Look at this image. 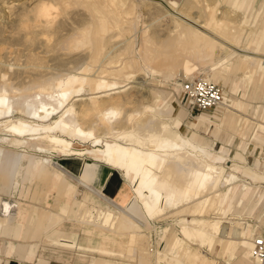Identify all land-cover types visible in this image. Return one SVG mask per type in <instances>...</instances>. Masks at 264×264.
I'll list each match as a JSON object with an SVG mask.
<instances>
[{"label":"bare ground","instance_id":"obj_1","mask_svg":"<svg viewBox=\"0 0 264 264\" xmlns=\"http://www.w3.org/2000/svg\"><path fill=\"white\" fill-rule=\"evenodd\" d=\"M222 1L0 0V51L5 45L19 49L13 56L0 52L1 138L42 153L50 165L56 153L88 151L135 183L126 202L135 199L147 218L159 219L169 210L177 214V231L159 230L165 244L155 263L218 264L215 254L221 258L232 247L228 261L239 243L251 256V244L242 239L243 222L234 220L253 193L249 181L181 146L182 135L161 117L162 92L134 107L123 93L136 73L133 67L143 78L167 69L187 80L216 68L226 72L236 63L247 73L264 69V38L247 51L258 40V27L240 2L224 6ZM142 15L148 24H141ZM12 66L15 76L34 72L31 84H13L6 74ZM59 66L67 68L52 71ZM81 142L90 144L79 148ZM262 169L249 170L254 181L264 180ZM107 206L76 202L74 216L110 230L120 218L133 222L139 264H150L151 221ZM2 210H7L4 203Z\"/></svg>","mask_w":264,"mask_h":264},{"label":"crops","instance_id":"obj_2","mask_svg":"<svg viewBox=\"0 0 264 264\" xmlns=\"http://www.w3.org/2000/svg\"><path fill=\"white\" fill-rule=\"evenodd\" d=\"M226 2L229 6L240 2L250 23L258 27V40L248 48L251 52V47L259 46L260 40L264 38V0L257 7L255 0ZM240 65L234 64L224 74L218 68L214 69L210 79L221 84L222 101L207 109L210 112L203 110L189 119V110L180 103L177 105L178 102L172 104L171 97L166 94L162 103L165 111L162 117L182 135L181 146L192 145L209 161L225 167L243 180L248 179V187L253 189V193L248 205L234 220L243 222L242 239L252 247V236L264 232L261 230L264 223V180L258 182L245 177L244 171H260L264 168L263 157H259L262 149L253 164L247 161L249 144H252L251 154L257 146H264V102L257 103L258 100H264V69L247 73ZM238 71L242 72V76L236 79L234 75ZM240 89L245 101L236 96ZM253 100L257 101L256 105L251 104V114H256L258 120L249 127L244 122L246 116L238 113V110L244 109ZM211 125L210 139L200 134V131L206 132ZM215 140L222 143L219 150L212 146ZM234 142L235 147L239 148L232 151ZM0 143V264H139V241L132 236L137 226L133 222L120 218L115 229L110 230L85 223L74 216L76 202H84L103 209L109 205L110 209L114 207L115 212L125 211L132 218L149 222L135 199L126 202L130 187L122 171L121 174L112 170L117 168L83 155H75L76 160L52 155L50 165L42 153L15 148L1 136ZM106 199L112 203H107ZM3 203L7 206L6 211L2 210ZM250 217L255 220L253 224L249 223ZM247 249V246L239 243L228 261L225 258L232 247L224 252L222 262L216 261L218 264H257L247 254ZM153 252L151 248L148 257L150 264H156V252ZM207 253L214 256L213 252ZM215 256L220 259L218 254Z\"/></svg>","mask_w":264,"mask_h":264},{"label":"rangeland","instance_id":"obj_3","mask_svg":"<svg viewBox=\"0 0 264 264\" xmlns=\"http://www.w3.org/2000/svg\"><path fill=\"white\" fill-rule=\"evenodd\" d=\"M210 1H213V0H210ZM260 1L261 0H255V7H257V5L260 3ZM227 3L226 2V0H224V1H222V5H224L225 6V4ZM167 8H169L167 5H165ZM170 11H173L171 8L169 9ZM244 14H245V12H244ZM245 16L246 17H248L247 16V14H245ZM142 17H144L143 15L141 16V18ZM140 18V19H141ZM147 17L145 16L143 19H146ZM143 19H141V21H142V25L143 24H148V21H147V19L143 22ZM147 21V22H146ZM141 25V26H142ZM149 28V29H148ZM147 29L148 30H150V31H152V29H153V27H152V25H150L149 27H147ZM6 46H8V45H5V47H3V49L0 51V52H6V50H7V52H6V54L7 55H9V56H13L14 54H16V53H18L19 51V49H18V47H16V46H8V47H6ZM5 48H7V49H5ZM239 48H235V50H238ZM248 51V50H247ZM251 51H253V50H251ZM13 52V53H12ZM248 52H250V51H248ZM11 53V54H10ZM13 54V55H12ZM196 62V64L197 63H199L198 61H195ZM16 66H12L10 69H8L7 70V76H9V78H10V81L13 83V84H15V85H19V84H21V85H25V86H27L28 84L30 85L31 84V82L33 81L32 80V78L33 77H31L32 76V74L34 73V72H31V71H29V72H27V73H21V75L20 76H15V69H17V67L15 68ZM62 67V68H61ZM64 69V68H67L66 66L64 67V66H59V67H57L56 69H53L52 71L54 72V71H57L58 69ZM38 71H39V69H38ZM42 71V73L44 72L43 70H41V68H40V72ZM58 71H60V70H58ZM133 71L134 72H136V73H134L135 75H134V77L133 78H131L132 80H130V82H128V87L123 91V93H126V95H127V97H128V99L129 100H132V101H135V102H133L132 104H130V107H134V105L136 104V103H139V102H145V101H147V100H149L152 96H153V94L154 93H159V92H162L163 93V101H164V99H165V96H166V94H167V97H171L170 99V102L172 103V104H174V103H176V102H178V104L177 105H179V103L182 105V106H185L184 105V99H183V97H182V95L180 94V89H179V87H180V82H182V81H184V80H187V79H185V78H183L182 79V77H180L179 75H178V73H179V71H177V73H175L174 75L171 73V71H169V70H167V69H165V70H163V71H156L155 73H154V75H152V76H150V77H144L143 78V76L141 75V73H139L138 71H136V70H134V67H133ZM11 72V73H10ZM140 75H141V77H140ZM211 75H212V73H210V74H207L206 72L204 73V72H199V73H197L196 75H192L191 77H196V76H200L201 78H203V79H209V80H211L210 79V77H211ZM11 76V77H10ZM15 76V77H14ZM29 76V77H28ZM136 76V77H135ZM242 76V72L241 71H238L235 75H234V77L236 78V79H238V78H240ZM12 77L14 78L13 80H12ZM141 78L140 80L141 81H139V78ZM190 77V78H191ZM27 78L29 79V80H31V81H29V80H27ZM146 78V79H145ZM26 79V80H25ZM15 80V81H14ZM145 80V81H144ZM14 81V82H13ZM29 81V82H28ZM212 81H214V80H212ZM22 82V83H21ZM24 82V83H23ZM26 82V83H25ZM139 82V83H138ZM141 82V83H140ZM216 83H218L217 81H215ZM219 85H220V88H221V84L220 83H218ZM121 93H122V91H121ZM122 93V94H123ZM84 94H89V89H85V91H84ZM221 94H222V88H221ZM242 94V90L240 89V91L239 92H237V94H236V96L237 97H239V98H242L244 101H245V97L244 96H242L241 95ZM176 99H177V101H176ZM242 99H240L241 101H243ZM243 101V102H244ZM257 100H253L251 103H249L244 109H239L238 110V113H241V114H243V116H246V120H244V122H246L247 124H248V126L250 127V126H253L254 124H255V122L258 120V116L256 115V114H251V104L253 103V104H255V102H256ZM260 102H264V100L263 99H261V100H258V102L257 103H260ZM132 105V106H131ZM256 105V104H255ZM186 107V106H185ZM177 109H178V106H177ZM188 109V108H187ZM164 110H163V112H162V115H164ZM205 112H210V110H206ZM198 113H201V112H195V113H193V114H191V115H189V119L190 118H192L194 115H196V114H198ZM15 115H17V114H15ZM162 115H161V117H162ZM53 116H55V115H53ZM163 118V117H162ZM165 119V118H164ZM153 121V120H152ZM168 121V120H167ZM151 124H152V122H151ZM173 126V125H172ZM212 129H213V125H211V126H209V129L206 131V132H204V131H200V134L201 135H203V136H205L206 138H211V131H212ZM235 143L236 142H234V144L231 146V150L233 151L235 148H239V147H235ZM87 144H90L89 142H86V143H80V145H79V148H81V147H84V146H86ZM221 141L220 140H215L214 142H213V144H212V146H213V148L215 149V150H219V148L221 147ZM96 146H100V145H96ZM182 146L183 147H185V148H189V147H191L192 149H194V150H198L197 148H195L194 146H188V145H184V144H182ZM93 147V146H92ZM250 149H252V144H249L248 145V150H247V161H248V163L249 164H253L254 163V160H255V158H256V156L257 155H259V153H260V151H261V149L263 150V152L262 153H260V155H259V157L261 158V157H263L262 158V160H264V146L261 148L260 146H257V148L254 150V153H249V151H250ZM47 155V154H46ZM56 156H54V157H57V158H60V159H64V158H67V159H72V160H76V158H75V155H80V154H70V156H62L61 154H55ZM72 155V156H71ZM84 156H87V157H90V158H94V159H97V160H100V159H98L96 156H94L92 153H90V152H88V151H86L84 154H83ZM250 155H253L252 157H250ZM249 157V158H248ZM89 159V158H88ZM101 161V160H100ZM103 162V161H102ZM105 163V162H104ZM107 164V163H106ZM107 165H109V164H107ZM110 166V165H109ZM115 168V167H114ZM112 170H114V171H118V172H120L121 171V169H119V168H117V169H112ZM120 170V171H119ZM223 170L225 171V172H230L229 170H227L226 168H223ZM261 170H263V169H261ZM121 173V172H120ZM244 176L245 177H249V178H252L251 177V172L249 171V169L247 170V169H245V171H244ZM123 177V176H122ZM239 177V176H238ZM239 178H241V177H239ZM242 179V178H241ZM123 180H125L124 178H123ZM127 181V183H128V185H129V187L132 185H134L135 183H131V182H129L128 180H126ZM247 181V180H246ZM263 182V181H262ZM130 188H132V187H130ZM141 208H142V206H141ZM184 215V214H183ZM187 215V216H186ZM186 215H184V218L186 217V218H190V216L188 215V214H186ZM230 217V215H227V217ZM147 218V217H146ZM147 219H149V218H147ZM180 219V217L177 215V214H173V211L171 210H169V212H167L163 217H161V218H159V219H149V221H151L150 223H151V225H152V229L150 230V232H149V230H148V232H146L147 234L146 235H150L151 234V239H152V243H151V246H153V251L154 252H158L159 250H161V248L163 247V245L165 244L164 243V240H162V239H160V233H159V230L161 229V228H164V227H168V228H170L169 229V231H177L178 229H179V220ZM249 220V223H251V224H253L254 223V218H249L248 219ZM261 230L263 231L264 230V223H263V225H262V227H261ZM145 231V230H144ZM148 237V236H147ZM148 239V238H147ZM155 248H156V250L157 251H155ZM154 252H153V254H154ZM219 262H222L223 261V258H218L217 259ZM167 264H168V262H166ZM164 261L163 262H161V263H156V264H166Z\"/></svg>","mask_w":264,"mask_h":264},{"label":"built area","instance_id":"obj_4","mask_svg":"<svg viewBox=\"0 0 264 264\" xmlns=\"http://www.w3.org/2000/svg\"><path fill=\"white\" fill-rule=\"evenodd\" d=\"M181 91L190 115L207 110L222 99L219 86L200 76L182 81ZM251 256L257 259L258 264H264V232L252 240Z\"/></svg>","mask_w":264,"mask_h":264}]
</instances>
